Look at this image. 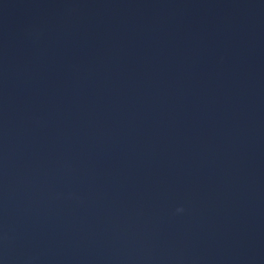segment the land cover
I'll return each instance as SVG.
<instances>
[{
  "label": "water",
  "instance_id": "1",
  "mask_svg": "<svg viewBox=\"0 0 264 264\" xmlns=\"http://www.w3.org/2000/svg\"><path fill=\"white\" fill-rule=\"evenodd\" d=\"M0 264H264V0H0Z\"/></svg>",
  "mask_w": 264,
  "mask_h": 264
}]
</instances>
